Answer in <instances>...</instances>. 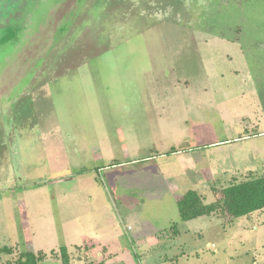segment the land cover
Instances as JSON below:
<instances>
[{"label": "rangeland", "instance_id": "1", "mask_svg": "<svg viewBox=\"0 0 264 264\" xmlns=\"http://www.w3.org/2000/svg\"><path fill=\"white\" fill-rule=\"evenodd\" d=\"M0 20V264H264V209L176 200L264 174V0H0Z\"/></svg>", "mask_w": 264, "mask_h": 264}, {"label": "trees", "instance_id": "2", "mask_svg": "<svg viewBox=\"0 0 264 264\" xmlns=\"http://www.w3.org/2000/svg\"><path fill=\"white\" fill-rule=\"evenodd\" d=\"M3 25H0L2 28ZM216 199L210 203L204 201L203 196L195 189L187 190L176 196L180 217L191 220L203 215L222 213L230 218H239L255 211L264 209V174L249 176L242 181L233 182L215 190ZM173 229V227H172ZM177 235V231H173ZM2 251L13 253V248L4 246ZM56 253L53 251V254ZM52 254V255H53ZM43 251L23 250L11 264H39L47 258ZM60 258L63 264H70L71 256L68 248H60ZM91 264H106L104 261Z\"/></svg>", "mask_w": 264, "mask_h": 264}, {"label": "flooded vegetation", "instance_id": "3", "mask_svg": "<svg viewBox=\"0 0 264 264\" xmlns=\"http://www.w3.org/2000/svg\"><path fill=\"white\" fill-rule=\"evenodd\" d=\"M6 21H7V20H6ZM4 22H5V20L2 22V24H4ZM2 24H1V20H0V25H2ZM0 30H1V28H0Z\"/></svg>", "mask_w": 264, "mask_h": 264}, {"label": "crops", "instance_id": "4", "mask_svg": "<svg viewBox=\"0 0 264 264\" xmlns=\"http://www.w3.org/2000/svg\"><path fill=\"white\" fill-rule=\"evenodd\" d=\"M29 250H32V249H29ZM107 264V263H106Z\"/></svg>", "mask_w": 264, "mask_h": 264}]
</instances>
